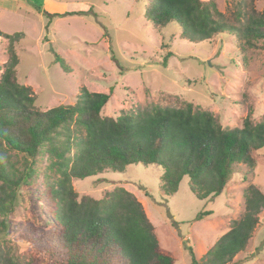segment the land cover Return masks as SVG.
Wrapping results in <instances>:
<instances>
[{"label":"rangeland","instance_id":"obj_1","mask_svg":"<svg viewBox=\"0 0 264 264\" xmlns=\"http://www.w3.org/2000/svg\"><path fill=\"white\" fill-rule=\"evenodd\" d=\"M204 1H214L238 24L241 0ZM148 4L147 0H0V31L20 38L14 44L20 59L17 80L31 87L36 107L45 111L73 105L86 87L90 92L111 93L103 116L191 103L211 112L223 127H241L249 114L255 123L262 122L264 39L249 44L226 31L211 40L192 42L182 38L176 23L160 28L151 22ZM255 6L261 11L264 0H256ZM9 43L0 35V79L9 59ZM56 56L64 59L69 71ZM253 157V169L236 165L223 193L208 200L193 194L188 177L177 193L166 194L159 165L132 164L122 172L73 178L72 184L79 198L100 199L118 186L133 192L155 226L161 250L175 264H191V250L200 260L243 214L247 186L254 184L264 192V148ZM13 160L24 168L22 154H14ZM36 167L41 174L19 189L14 213L7 228L1 229L0 251L27 263L37 258L44 264H61V256L50 255L57 248L53 240L59 249L63 246L52 238L55 209L46 194V181H55L58 174L47 168L45 158ZM45 171L50 179L44 178ZM207 210L212 211L209 216L195 219ZM26 238L34 247L21 242ZM228 264H264V213L245 250Z\"/></svg>","mask_w":264,"mask_h":264},{"label":"trees","instance_id":"obj_2","mask_svg":"<svg viewBox=\"0 0 264 264\" xmlns=\"http://www.w3.org/2000/svg\"><path fill=\"white\" fill-rule=\"evenodd\" d=\"M147 1L151 22L160 28L176 23L182 38L192 42L211 40L226 31L249 44L264 39V8L259 11L256 0H241L238 24L214 1ZM0 35L10 40L0 79V232L14 213L19 189L41 174L36 165L45 158L47 168L58 174L55 181H46V194L55 209L52 238L63 246L59 249L53 240L57 248L51 249V256H61V264H175L161 250L155 226L133 192L118 186L100 199L79 198L72 179L122 172L132 164L159 165L166 194L177 193L188 177L193 194L208 200L223 193L236 165L255 167L253 153L264 148V120L255 123L249 114L241 127H223L211 112L195 109L191 103L103 116L111 93L90 92L86 87L75 104L40 110L31 87L17 80L20 59L14 44L20 38L2 31ZM56 59L65 71L70 70L62 57ZM14 154L23 155V169L13 160ZM44 178L50 179L46 171ZM244 199L243 214L200 260L190 251L191 264H228L245 250L264 213V192L250 184ZM211 213L201 211L195 219L201 221ZM21 242L34 247L30 239ZM0 264L44 263L37 258L27 263L0 251Z\"/></svg>","mask_w":264,"mask_h":264},{"label":"water","instance_id":"obj_3","mask_svg":"<svg viewBox=\"0 0 264 264\" xmlns=\"http://www.w3.org/2000/svg\"><path fill=\"white\" fill-rule=\"evenodd\" d=\"M169 217L172 219L173 217H172V215H169ZM176 226H178L177 224H176Z\"/></svg>","mask_w":264,"mask_h":264},{"label":"crops","instance_id":"obj_4","mask_svg":"<svg viewBox=\"0 0 264 264\" xmlns=\"http://www.w3.org/2000/svg\"><path fill=\"white\" fill-rule=\"evenodd\" d=\"M140 200V199H139ZM148 215V214H147Z\"/></svg>","mask_w":264,"mask_h":264}]
</instances>
